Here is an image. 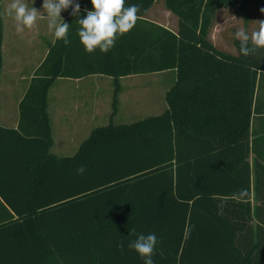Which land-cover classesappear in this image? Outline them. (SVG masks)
Wrapping results in <instances>:
<instances>
[{"label": "trees", "instance_id": "trees-1", "mask_svg": "<svg viewBox=\"0 0 264 264\" xmlns=\"http://www.w3.org/2000/svg\"><path fill=\"white\" fill-rule=\"evenodd\" d=\"M156 1L126 0L140 5L135 27L107 54H88L78 37V19L92 10L84 0L80 17L64 20L70 43L55 39L35 70L18 127L0 125V264H143L128 244L152 233L154 264H264L255 142L261 204L253 214L228 198L249 189L234 162L248 156L251 122L264 111V48L244 56L235 40L232 55L209 41L215 13L237 0H163L176 33L145 18ZM2 42L0 0V71ZM171 70L162 114L97 127L73 156L51 153L47 95L57 79L112 77L113 116L120 78Z\"/></svg>", "mask_w": 264, "mask_h": 264}, {"label": "crops", "instance_id": "crops-1", "mask_svg": "<svg viewBox=\"0 0 264 264\" xmlns=\"http://www.w3.org/2000/svg\"><path fill=\"white\" fill-rule=\"evenodd\" d=\"M4 1L5 0H1L3 42L1 46L2 66L0 71V125L4 128L16 129L19 125V104L29 87L35 70L42 63L48 52V45L54 42L55 37L53 36L51 42L48 40L46 50L39 49L36 45L27 46L28 48L23 50V41L21 42V40L27 36V33H16L15 21L6 14L7 5ZM24 2L27 3V0H24ZM30 2L31 6L41 11L43 16V0H30ZM77 2L81 7L84 0H77ZM152 8L153 7L145 14V17L148 16ZM71 11V8L62 11V19L65 20L68 18L71 15ZM162 15L163 22H160L159 25L176 33L178 30V18L167 9ZM165 20L169 21V26L165 25ZM49 33L47 21L44 18L38 19L37 26L31 31L33 40H41L44 35ZM217 48L232 55H237V50L235 48L231 51L219 47ZM30 59L34 60L31 65L32 67L26 70L23 66L26 67L27 64L30 63ZM150 74L165 75L160 80H167L163 83L161 89L154 90L156 92V97L151 98L148 103H146L149 112L147 114L149 115L143 118L158 116L167 109L165 95L176 79L174 70ZM139 75L142 74L120 78L119 83L121 90L117 99L116 113L113 116L114 80L112 77L89 75L79 79H57L50 87L47 95V111L53 137V145L51 147L53 152L51 153L60 158L73 156L78 151L81 143L89 137L93 129L105 126L110 122L114 123L113 120L117 119L120 115L122 118H131L132 116L138 117L141 106L143 107L144 105L140 104V99L137 98H133L130 103L127 102L123 81L134 79ZM135 121H126L121 124H130ZM96 124H98L97 127ZM57 134L59 135L58 139L56 136ZM76 135L83 138L81 139L82 141L76 143L74 139V137H77ZM262 137H264V111H262L259 116H255L251 122L248 156L243 160H234L235 168L238 169V172L242 173L241 177L244 184L246 179H248L249 189H244L247 191V199H241L235 196L228 197L229 200L231 199L249 205L253 214L261 204V199L259 200L256 197L254 165L256 157L252 146L253 142H255L254 149L259 153L258 159L260 162L264 163V139L255 141V138ZM251 224L253 227L256 226L254 215Z\"/></svg>", "mask_w": 264, "mask_h": 264}, {"label": "clouds", "instance_id": "clouds-1", "mask_svg": "<svg viewBox=\"0 0 264 264\" xmlns=\"http://www.w3.org/2000/svg\"><path fill=\"white\" fill-rule=\"evenodd\" d=\"M92 10L85 9L86 15L78 19L80 28L78 37L86 53L91 54L97 49L107 54L114 46L117 39L128 34L137 24L140 16V5L126 6V0H91ZM72 9L71 15L80 17L81 8L77 0H43L42 12L24 2V0H11L6 7V14L15 21V31L22 34L25 29H34L38 19L47 21L49 32L53 33L57 41L69 44L68 39L70 24L62 19V11ZM264 11V10H262ZM236 38L240 41V52L244 56L250 55L256 49L264 48V20L259 21L258 29L251 35L239 29ZM251 44V47H249ZM83 166L77 168V174L85 172ZM237 197L247 195L246 190H240ZM222 214V205L219 206ZM158 242L157 236L152 233L139 235L136 240L129 242L128 248L134 250L143 260V264H154L153 255ZM118 247L123 250V243Z\"/></svg>", "mask_w": 264, "mask_h": 264}, {"label": "rangeland", "instance_id": "rangeland-1", "mask_svg": "<svg viewBox=\"0 0 264 264\" xmlns=\"http://www.w3.org/2000/svg\"><path fill=\"white\" fill-rule=\"evenodd\" d=\"M6 5H8L11 0H5L4 1ZM27 4L31 6L30 0H27ZM150 13H148V16L145 18L147 20H150L152 22H155L157 24H160V22H163L162 14L164 11H166V8L164 6V3L162 0H157L155 4L152 6ZM264 4L258 3L254 4L253 2L245 3L244 0H237L234 4L219 9L213 18L212 25L209 31L208 39L209 41L217 48L225 49V50H234L235 45L234 41L238 40L236 38L235 33L243 28L249 36L251 33L258 29L259 21L264 20ZM168 16V15H167ZM165 25L169 26V21L165 20ZM8 27V26H7ZM31 30L25 29V36L21 42L23 44V50L27 49L30 45H36L37 48L46 50L48 45V40L50 42L53 39V33H49L47 35H44L42 39L40 40H33L31 35ZM30 49V48H29ZM236 49V48H235ZM30 51V50H29ZM30 54V53H29ZM30 63L27 64V66H23L24 69L29 70L31 68L32 63L34 60H29ZM165 75H159V74H142L134 79H130L128 81H123L124 85V92L126 96L127 102H132L133 98L140 99V104L144 105L141 106V111L139 112V116H132L131 118H122L121 115L117 117V119L113 120L115 124H121L124 122L129 121H135L142 119L143 117L149 115L148 112V106L146 103L151 98L156 97V92L154 90L161 89V86L163 83L166 82V80L163 79L161 81L160 79L163 78ZM162 82V83H160ZM134 85V86H133ZM136 117V118H135ZM103 123V122H102ZM98 124H96L97 127ZM103 125V124H100ZM95 127V126H94ZM57 139L59 135L57 134ZM77 136V135H76ZM75 142L82 141L79 136L74 137ZM56 151V150H55ZM51 152H53L51 150Z\"/></svg>", "mask_w": 264, "mask_h": 264}]
</instances>
